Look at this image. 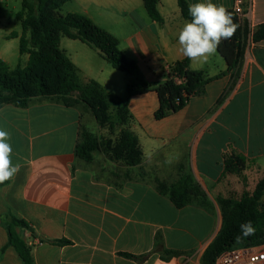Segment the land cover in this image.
Returning a JSON list of instances; mask_svg holds the SVG:
<instances>
[{
    "label": "crops",
    "instance_id": "crops-1",
    "mask_svg": "<svg viewBox=\"0 0 264 264\" xmlns=\"http://www.w3.org/2000/svg\"><path fill=\"white\" fill-rule=\"evenodd\" d=\"M10 1L19 0H0V25L2 4ZM72 2L75 6H67ZM211 2L230 10L234 6V0ZM64 6L69 7L66 14H83L115 36L143 82L165 81L170 66L187 58L178 34L188 20L177 0L171 2V11L164 0H157L159 20L150 16L144 0H71ZM245 10L242 25L247 24L248 32L240 64L229 70L217 51L206 62L190 60V69L206 79L220 77L184 109L157 120L156 92L130 97L126 127L142 152V161L135 166L99 150L89 161L76 155L84 126L78 105L46 99L25 107L11 103L0 107V129L10 134L12 160L21 165L14 179L0 183L1 221L12 216L28 224L17 226L14 234L31 248L33 264H201L222 226L218 198L240 199L264 177V40L255 43L251 38L252 30L264 23V0H252ZM22 34L23 27L4 36L7 49L0 50V58L7 65L9 47L16 44L20 53ZM67 39L64 45L60 39V48L83 86L97 84L106 98H121L118 91L126 88L125 99L115 107L118 121V105L137 81L114 69L87 44ZM76 94L80 93L70 96ZM182 175L199 185L208 206L177 208L160 194L158 182L171 184ZM2 223L0 264H25L15 247H6L8 232ZM163 249L187 254L163 260Z\"/></svg>",
    "mask_w": 264,
    "mask_h": 264
},
{
    "label": "trees",
    "instance_id": "trees-1",
    "mask_svg": "<svg viewBox=\"0 0 264 264\" xmlns=\"http://www.w3.org/2000/svg\"><path fill=\"white\" fill-rule=\"evenodd\" d=\"M71 0H22V11L17 14L23 27L20 37V54H27L29 60L26 66H18L15 70L0 58V90L5 92L3 104L11 103L20 107L29 104L30 98L51 97L66 98L70 93L79 92L83 98L94 100L101 111H107L109 102L100 89L92 83L83 86L80 83L77 71L67 56L60 48V39L65 36L79 40L95 51L111 66L135 78L136 84L128 86V98L123 104L118 105L119 124L125 126L121 131L120 142L113 147L115 158H123L125 163L135 166L142 161V152L137 139L126 127L129 121L128 103L130 97L140 93L154 91L158 95L159 108L155 119L162 120L184 109L192 97L205 91V86L215 78L206 79L202 72L190 69L186 60L173 63L167 72L165 81L146 83L140 79L139 70L134 61H131L119 48L118 39L111 33L99 27L90 18L79 13L63 15L62 6ZM150 16L159 20L157 0H144ZM181 15L190 21L187 0H177ZM238 24V28L229 40H223L217 52L222 55L229 66V70L240 64L243 48L242 43L247 35V24H241L233 10L227 9ZM1 19V9H0ZM246 23V22H245ZM252 41L257 43L264 40V23L257 25L251 32ZM18 37V36H16ZM36 89L37 92H34ZM68 106L76 105L66 100H59ZM99 149L97 138L81 128L80 140L75 153L84 160H91L93 153ZM157 189L161 195L167 196L177 208L190 204L208 206L209 202L199 185L189 175H182L176 182L165 184L158 182ZM264 177L256 184L255 189L245 192L240 199L218 198L223 211L221 229L214 240L206 248L201 257V264H215L218 257L226 250L236 246H252L264 244ZM0 222L1 216H0ZM251 222L253 231L248 233L241 230L242 224ZM10 223L18 227L28 228V224L10 217L4 224L8 232V246H13L19 252L25 264H33L31 248L14 234ZM239 241L244 244L237 245ZM158 245L162 246V238H158ZM4 251V250H3ZM161 258L168 260L171 257L187 254L175 250L163 249ZM131 258L138 257L127 255ZM143 256L142 258H144Z\"/></svg>",
    "mask_w": 264,
    "mask_h": 264
},
{
    "label": "clouds",
    "instance_id": "clouds-1",
    "mask_svg": "<svg viewBox=\"0 0 264 264\" xmlns=\"http://www.w3.org/2000/svg\"><path fill=\"white\" fill-rule=\"evenodd\" d=\"M188 13L191 20L184 23L178 34L180 50L193 62H206L223 40L233 37L238 24L224 5L211 0L190 4ZM9 141L10 134L0 129V183L14 179L21 169L12 160L13 148ZM241 230L252 232L251 222L242 224Z\"/></svg>",
    "mask_w": 264,
    "mask_h": 264
},
{
    "label": "rangeland",
    "instance_id": "rangeland-1",
    "mask_svg": "<svg viewBox=\"0 0 264 264\" xmlns=\"http://www.w3.org/2000/svg\"><path fill=\"white\" fill-rule=\"evenodd\" d=\"M166 10L171 11L170 4L171 2H174L176 4V0H164ZM33 2V0H31ZM76 3H70L67 6H75ZM67 8L69 7H62L60 12L65 15ZM22 10V1H10L8 5L2 4V12H3V18L2 23L0 25V50L4 51L6 48V40L4 39V36L7 35V33L11 31H20L22 29V25L18 22L16 18V14ZM103 27L112 30L111 26H108L106 24H103ZM63 45L64 40H69L67 37L63 36ZM64 47V46H63ZM8 59V65L11 67L12 70H15L18 66H26L28 63V57L26 55H21L17 49V45H14V48L9 47L8 49V55L5 56ZM127 76L131 77L127 74ZM34 92H37L36 89H33ZM118 95H121V98H114L113 96H109L108 102H109V108L105 112L101 111L98 108V104L89 98H83L81 94H76L75 97L70 96V93L66 98H51V97H35L30 98V101L33 100H46V99H52V100H66L68 102L75 103L78 105L81 109L82 113V122H83V129L91 134L94 138H97L99 143V151H101L105 156H107L110 159H115L117 161H121L125 163L126 161L123 160V158H115L113 147L118 145L121 138V129L119 128V120L116 121L115 119V107L116 104L120 100H124L127 94L126 88L123 86L121 91H118ZM6 93L0 90V100L4 99L3 95ZM95 152L93 153V155ZM141 163V162H140ZM165 183V182H161ZM170 184V183H165ZM251 193V192H249ZM228 199H234V198H228ZM237 200V199H234ZM264 201V200H263ZM222 211V209H221ZM9 217V216H8ZM221 220L223 221V211L221 215ZM10 227L14 233H16V227L12 223H10ZM219 233V232H218ZM244 244V241H239L237 245Z\"/></svg>",
    "mask_w": 264,
    "mask_h": 264
},
{
    "label": "built area",
    "instance_id": "built-area-1",
    "mask_svg": "<svg viewBox=\"0 0 264 264\" xmlns=\"http://www.w3.org/2000/svg\"><path fill=\"white\" fill-rule=\"evenodd\" d=\"M252 0H234L233 11L241 24L246 18L245 7L251 8ZM252 38V36H251ZM215 264H264V244L236 246L224 251Z\"/></svg>",
    "mask_w": 264,
    "mask_h": 264
}]
</instances>
